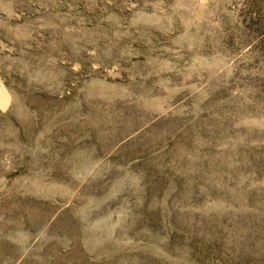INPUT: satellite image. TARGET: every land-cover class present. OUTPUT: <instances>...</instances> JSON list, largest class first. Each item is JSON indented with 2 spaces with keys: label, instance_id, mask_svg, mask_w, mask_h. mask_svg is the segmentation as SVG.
Listing matches in <instances>:
<instances>
[{
  "label": "rangeland",
  "instance_id": "rangeland-1",
  "mask_svg": "<svg viewBox=\"0 0 264 264\" xmlns=\"http://www.w3.org/2000/svg\"><path fill=\"white\" fill-rule=\"evenodd\" d=\"M0 264H264V0H0Z\"/></svg>",
  "mask_w": 264,
  "mask_h": 264
}]
</instances>
